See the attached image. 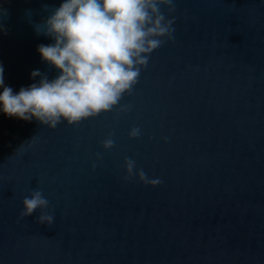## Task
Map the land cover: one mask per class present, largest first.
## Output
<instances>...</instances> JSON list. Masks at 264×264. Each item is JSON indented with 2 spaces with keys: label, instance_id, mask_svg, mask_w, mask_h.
<instances>
[{
  "label": "water",
  "instance_id": "95a60500",
  "mask_svg": "<svg viewBox=\"0 0 264 264\" xmlns=\"http://www.w3.org/2000/svg\"><path fill=\"white\" fill-rule=\"evenodd\" d=\"M174 2V39L111 112L55 129L0 113V264H264V0ZM60 3L0 0L14 91L57 75L35 24ZM126 158L161 183L125 179ZM34 190L51 226L21 217Z\"/></svg>",
  "mask_w": 264,
  "mask_h": 264
},
{
  "label": "clouds",
  "instance_id": "9594fccd",
  "mask_svg": "<svg viewBox=\"0 0 264 264\" xmlns=\"http://www.w3.org/2000/svg\"><path fill=\"white\" fill-rule=\"evenodd\" d=\"M162 6L169 16L176 11L174 0H61L35 24L37 35L52 41L39 44L37 51L57 75L50 79L39 69L33 70L31 78L35 82L17 92L6 85L0 63V113L55 129L61 122L78 125L111 112L125 94H132L151 54L174 39L175 17L168 18ZM44 7L49 9L48 5ZM6 14L0 4V15ZM0 31H7L3 22ZM139 136V128L130 131V137ZM112 147L110 135L103 141V148ZM125 169V179L138 176L145 184L161 183L149 179L142 169L135 171L136 163L131 158L125 159ZM48 208L42 191L34 190L23 200L21 217L32 216L39 209L38 222L51 226L55 217L46 211Z\"/></svg>",
  "mask_w": 264,
  "mask_h": 264
}]
</instances>
